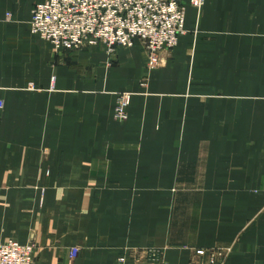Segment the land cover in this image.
Returning <instances> with one entry per match:
<instances>
[{"label":"crops","instance_id":"1","mask_svg":"<svg viewBox=\"0 0 264 264\" xmlns=\"http://www.w3.org/2000/svg\"><path fill=\"white\" fill-rule=\"evenodd\" d=\"M42 2L0 0V242L33 264H264V0L188 6L152 71L139 41L53 50L30 33Z\"/></svg>","mask_w":264,"mask_h":264},{"label":"built area","instance_id":"2","mask_svg":"<svg viewBox=\"0 0 264 264\" xmlns=\"http://www.w3.org/2000/svg\"><path fill=\"white\" fill-rule=\"evenodd\" d=\"M204 5L205 0H43L32 10L30 33L49 43L55 51L100 46L115 53L117 48H132L140 41L146 52V69L152 71L165 66L166 60L161 55L170 54L178 46L185 33L187 7L200 12ZM132 95L130 92L118 95L116 120L128 119ZM4 109L5 101L0 97V112ZM34 253L33 243L0 242V264H33ZM79 253V248H72L71 259ZM230 254L231 248L211 249L207 264H225ZM142 262L165 264L158 249L145 250L139 259L122 256L118 260V264Z\"/></svg>","mask_w":264,"mask_h":264},{"label":"rangeland","instance_id":"3","mask_svg":"<svg viewBox=\"0 0 264 264\" xmlns=\"http://www.w3.org/2000/svg\"><path fill=\"white\" fill-rule=\"evenodd\" d=\"M139 42H140V41H139ZM140 43L142 44V42H140ZM134 44H135V43H134ZM133 46H134V45H133ZM142 46H143V45H142ZM84 48H86V47H84ZM84 48H82V49H84ZM143 48H144V46H143ZM82 49H80V50H82ZM118 49H120V48H117V50H118ZM126 49H129V48H126ZM80 50H77V51H69V52H78V51H80ZM64 51H66V50H64ZM144 51H145V48H144ZM172 52H173V51H172ZM170 54H171V53H170ZM145 55H146V52H145ZM168 55H169V54H168ZM168 55H161V58L166 60V65H167V62H168V61H167V60H168V57H169ZM166 65H165V66H166ZM165 66H163V67H165ZM145 67L147 68V66H146V61H145ZM146 70H147V69H146Z\"/></svg>","mask_w":264,"mask_h":264}]
</instances>
